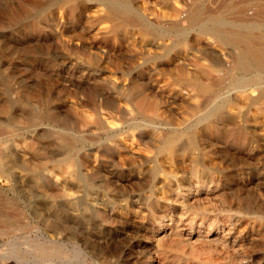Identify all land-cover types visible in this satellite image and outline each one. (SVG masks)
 Masks as SVG:
<instances>
[{"label":"rangeland","instance_id":"obj_1","mask_svg":"<svg viewBox=\"0 0 264 264\" xmlns=\"http://www.w3.org/2000/svg\"><path fill=\"white\" fill-rule=\"evenodd\" d=\"M197 5L264 24V0H0V264H264V70Z\"/></svg>","mask_w":264,"mask_h":264},{"label":"bare ground","instance_id":"obj_2","mask_svg":"<svg viewBox=\"0 0 264 264\" xmlns=\"http://www.w3.org/2000/svg\"><path fill=\"white\" fill-rule=\"evenodd\" d=\"M228 9L231 13L234 9L236 10L235 5L233 4H228ZM130 10L131 9L125 6H115L108 9L110 16L129 23L136 21L131 13L132 10ZM187 19L191 25H200L202 32L205 35H210L211 37H214L220 44L229 45L234 49L233 56L231 57L234 59L236 69L239 73H241V71L249 70H264V37L261 36L260 33L261 31L264 32V24L259 25L248 22L243 23L242 25L241 19H236V21L231 20L224 15L207 11V8L205 9L202 5L192 6L189 10ZM174 29L176 31L181 30L178 25H175ZM262 35L264 34L262 33ZM242 80L241 78H237V80L231 83V87L238 88L239 91H241V86L246 84ZM196 83H198L201 93L215 92L216 88L214 87L221 86V84H217V82L216 84L212 82ZM263 96L264 90H261L257 99L259 100ZM219 98V104H215L203 115L204 121L214 122V119L221 118V109L227 104L231 103L230 99H227L226 96H220ZM194 139L196 138L194 137ZM163 143V149L170 151V153L174 151L176 152L180 148L179 141L175 136L169 137ZM191 143H193V139L191 140ZM43 222L46 226H48L49 229H51V231L54 232L58 230V225H55L54 222H51L49 217H44Z\"/></svg>","mask_w":264,"mask_h":264}]
</instances>
